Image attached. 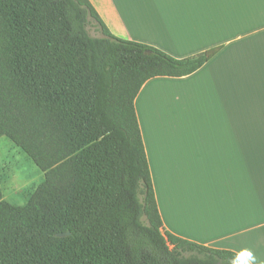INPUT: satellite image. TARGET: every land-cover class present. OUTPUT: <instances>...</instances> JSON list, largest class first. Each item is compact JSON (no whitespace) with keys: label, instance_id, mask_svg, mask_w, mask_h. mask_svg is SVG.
I'll return each instance as SVG.
<instances>
[{"label":"trees","instance_id":"16d2710c","mask_svg":"<svg viewBox=\"0 0 264 264\" xmlns=\"http://www.w3.org/2000/svg\"><path fill=\"white\" fill-rule=\"evenodd\" d=\"M220 49L114 36L89 0H0V137L44 174L23 205L0 187V264H251L162 228L134 109L148 79Z\"/></svg>","mask_w":264,"mask_h":264},{"label":"crops","instance_id":"0c3cea01","mask_svg":"<svg viewBox=\"0 0 264 264\" xmlns=\"http://www.w3.org/2000/svg\"><path fill=\"white\" fill-rule=\"evenodd\" d=\"M89 2L112 35L173 57L221 46L191 74L148 79L134 109L162 228L264 264V0ZM193 78L207 79L217 121L205 136H177L156 85Z\"/></svg>","mask_w":264,"mask_h":264},{"label":"rangeland","instance_id":"374dc122","mask_svg":"<svg viewBox=\"0 0 264 264\" xmlns=\"http://www.w3.org/2000/svg\"><path fill=\"white\" fill-rule=\"evenodd\" d=\"M96 26V23L93 22L89 26V32L93 36H100ZM156 88L168 104L166 110L173 111L176 121L172 128L174 135L205 136L204 127L207 125V120L217 121V117L213 119L212 115L217 114V111L214 110H218L219 105L217 97L208 91L207 79L201 82L197 81V78L180 82H164V84L156 85ZM215 129V136H223L224 131ZM208 132L214 135L213 130L208 129ZM157 134L169 138L167 136L169 135L168 130L167 132L158 130ZM193 170L198 169L195 166ZM43 180V172L32 160L10 139L1 136L0 187L3 198L12 204L23 205L32 191Z\"/></svg>","mask_w":264,"mask_h":264},{"label":"water","instance_id":"95a60500","mask_svg":"<svg viewBox=\"0 0 264 264\" xmlns=\"http://www.w3.org/2000/svg\"><path fill=\"white\" fill-rule=\"evenodd\" d=\"M67 234H69L68 231H66V232H64V233H59L58 235H59V236H63V235H67Z\"/></svg>","mask_w":264,"mask_h":264},{"label":"snow or ice","instance_id":"6c2138e0","mask_svg":"<svg viewBox=\"0 0 264 264\" xmlns=\"http://www.w3.org/2000/svg\"><path fill=\"white\" fill-rule=\"evenodd\" d=\"M245 255H247V254H245ZM241 259H243V257H241Z\"/></svg>","mask_w":264,"mask_h":264}]
</instances>
